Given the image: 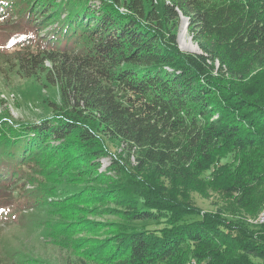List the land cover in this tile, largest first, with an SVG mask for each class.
Returning a JSON list of instances; mask_svg holds the SVG:
<instances>
[{
    "label": "trees",
    "instance_id": "1",
    "mask_svg": "<svg viewBox=\"0 0 264 264\" xmlns=\"http://www.w3.org/2000/svg\"><path fill=\"white\" fill-rule=\"evenodd\" d=\"M25 5V25L43 33H24L15 65L25 77L42 71L59 85L62 103H52L51 116L3 129L0 184L38 176L41 192L73 205L89 193L74 175L89 181L97 170L78 166L72 147L98 165L106 141H121L135 152L138 170L174 175L189 190L208 184L224 195L223 206L201 214L188 203L184 213L196 219L134 230L113 245L70 242L62 224L76 221L60 219L52 241L76 248L77 264H174L183 247L187 262L258 264L264 224L254 234L246 216L264 201V0H19L2 7ZM183 17L198 54L178 45ZM149 208L138 207L135 218H156Z\"/></svg>",
    "mask_w": 264,
    "mask_h": 264
},
{
    "label": "rangeland",
    "instance_id": "2",
    "mask_svg": "<svg viewBox=\"0 0 264 264\" xmlns=\"http://www.w3.org/2000/svg\"><path fill=\"white\" fill-rule=\"evenodd\" d=\"M8 2L10 5L19 4V0H0V10H4L3 16L0 14V133L13 123L37 121L51 116L54 113L52 103L59 106L62 103L59 85L46 80L42 71L38 72V79L25 77L18 64L15 65V53L26 42L24 33H32L34 37L38 33L41 39L43 32H39L33 24L25 25L23 13L29 11V6H22V10L18 7L15 11L10 7H2ZM183 19L186 18H182L176 30L178 45L184 52L198 54L201 49L188 32V26L182 36ZM182 41L195 45L197 50L182 48ZM45 64L52 66L49 61ZM215 66L220 68L218 63ZM259 73L258 69L251 75V85L258 83ZM227 105L222 104L224 107ZM235 112L238 116L247 117L246 122L252 119L248 118L249 112ZM79 146L72 147V156L77 165L97 170L89 181L82 180L78 174L74 175L77 185L89 189L84 200L68 205L66 200H59V195L52 198L50 193L41 192L38 176H33L32 181L25 179L18 183L0 184V264L24 263V259L29 261L31 257L40 264H77L76 248L73 251V248L52 241L57 233L52 224L60 219L76 221L75 225L62 224H67L63 231L70 235L67 237L70 242L79 238L90 240L92 245L98 246L103 242L113 245L119 236L134 230L158 231L173 227L177 221L185 223L196 219L184 213L188 203L195 201L202 208L201 214L218 211L223 206L224 195L208 184L197 183L194 184L196 190H189L174 175H161L149 169L138 170L135 152L121 141H106L103 146L106 153L97 160L98 165L91 153L82 154V147L79 149ZM115 164L120 165L119 171L114 170ZM26 174L31 175L32 172ZM185 194L190 197L189 200L185 199ZM143 206L154 207L157 217L136 219V210ZM251 216L254 215H247L246 221ZM247 224L254 234L263 233L262 225ZM187 249H181L180 256L173 260L174 264H187ZM253 260L264 264V258L254 257Z\"/></svg>",
    "mask_w": 264,
    "mask_h": 264
},
{
    "label": "built area",
    "instance_id": "3",
    "mask_svg": "<svg viewBox=\"0 0 264 264\" xmlns=\"http://www.w3.org/2000/svg\"><path fill=\"white\" fill-rule=\"evenodd\" d=\"M247 222L251 224L263 225L264 224V205L259 210L258 214L251 216L247 219ZM187 264H203L198 259L193 258L187 262Z\"/></svg>",
    "mask_w": 264,
    "mask_h": 264
},
{
    "label": "bare ground",
    "instance_id": "4",
    "mask_svg": "<svg viewBox=\"0 0 264 264\" xmlns=\"http://www.w3.org/2000/svg\"><path fill=\"white\" fill-rule=\"evenodd\" d=\"M183 26H182V30H181V33H182V36L185 35V33L187 32V26H186V22L187 20L186 19H183ZM182 48H186V49H191V50H197V47L193 44H188V43H185L182 41ZM199 50V49H198Z\"/></svg>",
    "mask_w": 264,
    "mask_h": 264
},
{
    "label": "water",
    "instance_id": "5",
    "mask_svg": "<svg viewBox=\"0 0 264 264\" xmlns=\"http://www.w3.org/2000/svg\"><path fill=\"white\" fill-rule=\"evenodd\" d=\"M187 19V18H186ZM186 26H188V20H187V22H186Z\"/></svg>",
    "mask_w": 264,
    "mask_h": 264
}]
</instances>
